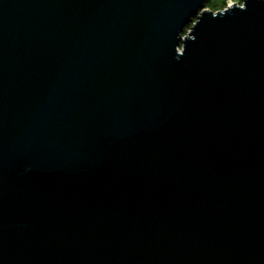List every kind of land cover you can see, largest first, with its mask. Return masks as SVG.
<instances>
[{
	"label": "water",
	"instance_id": "1",
	"mask_svg": "<svg viewBox=\"0 0 264 264\" xmlns=\"http://www.w3.org/2000/svg\"><path fill=\"white\" fill-rule=\"evenodd\" d=\"M205 2L0 0V264H264V0Z\"/></svg>",
	"mask_w": 264,
	"mask_h": 264
},
{
	"label": "trees",
	"instance_id": "2",
	"mask_svg": "<svg viewBox=\"0 0 264 264\" xmlns=\"http://www.w3.org/2000/svg\"><path fill=\"white\" fill-rule=\"evenodd\" d=\"M229 3L242 5L243 0H206L205 7L208 10H211L213 12H217V11H222L225 8H227ZM195 21H196V19H193V22H191L190 24H188L186 26L185 32H184L185 34L188 33L189 30L192 29V26H193Z\"/></svg>",
	"mask_w": 264,
	"mask_h": 264
},
{
	"label": "rangeland",
	"instance_id": "3",
	"mask_svg": "<svg viewBox=\"0 0 264 264\" xmlns=\"http://www.w3.org/2000/svg\"><path fill=\"white\" fill-rule=\"evenodd\" d=\"M233 3H229V5L228 6H230V5H232ZM192 30V29H191ZM191 30H189V32L188 33H184V34H182L183 36H186V35H189V33L191 32Z\"/></svg>",
	"mask_w": 264,
	"mask_h": 264
}]
</instances>
